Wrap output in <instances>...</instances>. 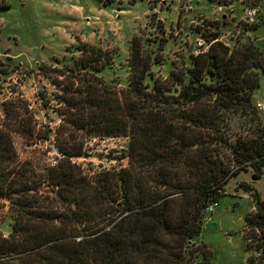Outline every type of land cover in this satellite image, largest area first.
<instances>
[{"label":"trees","instance_id":"16d2710c","mask_svg":"<svg viewBox=\"0 0 264 264\" xmlns=\"http://www.w3.org/2000/svg\"><path fill=\"white\" fill-rule=\"evenodd\" d=\"M210 35L216 41L191 54L187 68L170 70L163 82L151 71L157 60L145 56L134 38L124 89L111 92L101 75L97 86L58 96L69 104L63 115H71L76 129L129 137L128 165L112 173L83 171L72 157L84 155V144L72 140L60 146L63 156L46 174L38 173L32 162L20 160L13 141L14 134H37L30 106L20 97L4 102L0 201H9L14 223L8 236L0 235V264L189 263L187 244L202 231L206 207L218 201L228 179L249 168L259 179L264 171V120L252 97L264 72V51L253 42L231 48L218 39L219 32ZM75 48L70 51L82 55L64 63L69 71L96 76L115 63V51L89 43ZM173 87L176 94H169ZM224 147L232 156L223 155ZM46 182L55 197L44 204ZM240 185L253 190L246 182ZM117 202L120 219L104 223L100 212ZM246 239L259 255H250L244 264H264V201L259 196Z\"/></svg>","mask_w":264,"mask_h":264},{"label":"rangeland","instance_id":"374dc122","mask_svg":"<svg viewBox=\"0 0 264 264\" xmlns=\"http://www.w3.org/2000/svg\"><path fill=\"white\" fill-rule=\"evenodd\" d=\"M248 7L256 9L253 20L245 18ZM262 21L264 0H0V116L4 122V102L20 97L29 104L37 126L33 138L13 135L18 157L22 162H32L38 173L46 174V168L63 156L60 146L72 140L84 144V155L72 157V161L88 175L112 173L127 166L124 156L129 137H102L76 129L69 121L71 115H63L69 104L58 96L67 97L90 84L97 86L101 75L111 92L124 89L131 74L128 58L134 38L141 42L145 56L157 60L151 71L161 82L170 70L187 68L198 40L211 39L214 32H219L220 40L231 48L253 42L264 51ZM80 43L115 51V63L96 76L67 70L64 63L82 55L70 51ZM175 92L173 87L169 94ZM252 97L257 107V103H264L263 71ZM259 110L264 120V108ZM221 150L223 155L232 156L228 148ZM242 182L253 190L244 189ZM53 190L47 182L43 185L44 204L55 197ZM222 191L214 211L205 212L202 231L187 244V254L192 257L188 264H244L250 255H259L248 248L246 229L257 197L264 201V171L254 179L252 168L241 170L228 179ZM0 202V235L8 236L14 217L9 201ZM120 209L118 202L111 203L107 211L103 209L100 214L104 223L119 220ZM168 240L173 241L170 237Z\"/></svg>","mask_w":264,"mask_h":264},{"label":"built area","instance_id":"2783aa9c","mask_svg":"<svg viewBox=\"0 0 264 264\" xmlns=\"http://www.w3.org/2000/svg\"><path fill=\"white\" fill-rule=\"evenodd\" d=\"M255 10H256L255 8H250V7L246 8L245 18L248 20H253ZM218 39L220 40L221 38L219 37ZM214 41H216V39L213 40V39L207 38L203 41L201 39H199L197 42L198 45H197V50L195 51V53L198 54V53H202V52L206 51ZM225 44L229 45L228 43H225ZM257 105L259 108H264V103L259 102V103H257ZM218 204H219L218 201L210 202L206 207V212H213L215 207L218 206Z\"/></svg>","mask_w":264,"mask_h":264},{"label":"crops","instance_id":"0c3cea01","mask_svg":"<svg viewBox=\"0 0 264 264\" xmlns=\"http://www.w3.org/2000/svg\"><path fill=\"white\" fill-rule=\"evenodd\" d=\"M260 13L262 14V11H260ZM263 15V14H262ZM262 22H264V21H262Z\"/></svg>","mask_w":264,"mask_h":264}]
</instances>
